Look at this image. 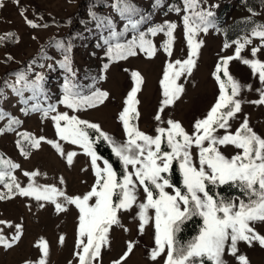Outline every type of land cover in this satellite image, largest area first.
Masks as SVG:
<instances>
[{
  "label": "rangeland",
  "instance_id": "374dc122",
  "mask_svg": "<svg viewBox=\"0 0 264 264\" xmlns=\"http://www.w3.org/2000/svg\"><path fill=\"white\" fill-rule=\"evenodd\" d=\"M114 2L19 0L17 4L15 0H4L5 6L0 7V36L15 34L12 39L0 41V157L19 165L11 172L21 187H27L30 182L40 186L54 185L67 196H83L91 189L95 183V174L90 158L79 145L59 139L51 116L60 112L78 116L82 120L99 124L101 130L113 140L124 143L127 137L118 117L123 110L126 93L132 86H136L133 72L141 74L143 83L136 94L139 118L132 122L141 131L155 136L156 128L167 127L166 122L171 119L179 121L191 134L195 121L207 115L220 95V85L213 76L214 61L219 56H234L237 47L235 42L243 43L244 37H249L251 43L242 49V59H233L228 65L230 75L242 86L237 97L241 101V111L229 121L231 128L228 131L235 132L247 117L253 131L264 138V104L252 103L259 100L260 93L257 90L263 88L264 84L259 80L258 73L254 75L252 68L242 62L243 59L264 62V46L258 37L251 35L256 25H264V0H199V6L187 12L184 0H128L135 9L134 15L130 16H122L114 7ZM177 8L180 11H176ZM22 9L27 10V19L40 27L29 26L20 14ZM199 11H210L212 16L209 17L211 26L208 30L198 31L194 37L195 41L203 42L195 57L196 66L190 74L184 73L177 80L184 90L161 113L162 120L157 121L155 116L163 100L160 81L164 71L169 63L188 58L189 47L183 17ZM136 12H144L147 17L141 26L137 25L133 29L130 20L134 22L136 17L139 20ZM249 17L256 18L251 31L242 29L243 25L240 24L237 34L225 41L223 28L236 18H243L246 22ZM166 23L176 25L171 56L163 48L168 40L165 32H157L153 36L147 30L148 27L150 29ZM141 31H146L145 36L154 45V55L149 56L137 47L135 55L124 59L111 58L109 47L115 43L127 45ZM113 33L116 35L113 36ZM59 43L63 44L62 47ZM225 44L229 46L226 48ZM253 47L260 49L255 56L252 55ZM66 56L71 68L69 73L54 66L55 58ZM30 57L37 61L32 62ZM23 64L27 65L25 75L29 81L34 80L37 74L43 76L40 91L33 93L25 89L17 94L11 87L16 83V67ZM66 79L75 84L82 95H90L99 89L106 91L108 98L96 107L78 111L69 109L60 103ZM249 85L250 88L247 87ZM228 91L230 94V88ZM49 104L55 105L56 112L50 113L48 117H44L42 111H24L33 105L47 108ZM12 120L19 123L13 124ZM23 133L36 138L44 137L45 140L39 148H32L24 140L21 135ZM216 134L222 136L225 130L217 129ZM49 140L58 141L65 153H76L70 165L66 155H60L52 144L47 143ZM196 151L193 149L194 158ZM221 151L231 157L238 150L234 146H221ZM103 160L98 161L101 167ZM32 172L39 174L35 177L25 175ZM0 192L7 193L3 184H0ZM137 197L138 202L144 200L142 189L138 190ZM235 197H242V194H233L229 199ZM57 200L64 203L62 197ZM64 206L66 211L57 212L53 202L37 201L34 197L19 194L0 200V221L6 222L0 223V234L11 239L17 232L16 225L22 226L20 239L11 248L0 245V264H38L44 258L39 247L41 240L49 246L46 264H78L75 254L79 251V210L75 205L65 203ZM138 210L134 205L131 210L119 213L120 225L111 228L108 243L102 246L99 264H113L120 260L130 241L134 244L133 251L121 264H164L163 257L156 261L150 258L151 249L155 246L154 228L149 225L143 233L138 230ZM251 226L257 233L264 235V222H255ZM61 236L64 238L62 243ZM237 248V255L246 256L250 264H264V247L259 242L254 241L251 245L238 242ZM223 258L226 264H240L237 257L227 249Z\"/></svg>",
  "mask_w": 264,
  "mask_h": 264
},
{
  "label": "snow or ice",
  "instance_id": "6c2138e0",
  "mask_svg": "<svg viewBox=\"0 0 264 264\" xmlns=\"http://www.w3.org/2000/svg\"><path fill=\"white\" fill-rule=\"evenodd\" d=\"M15 2L18 4L19 0ZM184 5L187 12L198 7L199 0H184ZM3 6H5L4 0H0V7ZM114 7L122 16L125 13L130 16L135 12L128 0H117ZM175 10L180 11L179 8ZM26 11L22 9L20 13L25 22L33 28L40 27L34 21L27 19ZM211 16L210 11H199L183 17L189 47L188 58L169 63L164 71L163 79L160 81L163 100L155 116L157 121L162 120L161 113L183 92V86L178 84L177 80L184 73L190 74L195 68V57L203 42L195 41L194 37L198 31L208 30L211 26L209 20ZM137 23L130 20L133 29H136ZM175 28L174 23H166L149 29L153 36L157 32H165L168 40L165 41L163 48L169 56L172 55ZM115 35L116 33H113V36ZM251 35L258 37L261 45L264 46V25H256ZM14 37V33H7L5 36H0V41ZM235 43L237 47L234 56L221 57L213 74L220 85L219 98L203 119L195 121L191 134L179 121L171 119L166 122L167 127L156 128L155 136L141 131L132 122L139 118V111L136 108L139 101L136 99V94L143 83L141 74L133 72L136 86L128 93L125 106L118 117L127 137L124 143L113 140L101 130L99 124L82 120L78 116H70L67 112L51 116L59 139L79 145L90 158L95 183L88 192L83 196H67L54 185L40 186L34 182H30L27 187H21L11 172L19 165L0 157V184L7 189V193L0 192V200L16 194L34 197L37 201L53 202L57 212L66 211L65 203L75 205L79 210L77 240L79 251L75 254L78 264H99L101 249L108 243L111 228L120 225L119 213L131 210L134 205L139 209L136 213L139 220L138 230L143 233L146 226L151 225L154 228L155 246L150 252L153 261L163 257L164 264H205L206 261L208 264H226L223 257L227 249L237 257L240 264H250L246 256L237 255V245L238 242L251 245L257 241L264 247V235L257 233L251 226L255 222H264V138L253 131L247 117L235 132L228 131L231 128L229 121L241 111V101L237 97L242 87L230 75L228 65L233 59H242L241 51L246 44L251 43V39L244 37L243 43L240 41ZM228 46L225 44L226 48ZM137 47L149 56L155 53L154 45L145 38V33L141 32L138 41L134 38L127 45L116 44L115 47L109 48V54L112 59H124L135 55ZM259 50L253 47L252 55L255 56ZM242 62L252 68L254 75L258 73L259 80L264 84V62L256 59H243ZM61 66L71 71L67 56ZM104 67L107 68L108 65L105 64ZM221 73L227 78L226 82L221 78ZM16 76V83L11 87L17 94H21L25 89L32 90L33 93L41 90L43 76L37 74L31 81L24 73H17ZM257 91L260 93V98L252 103L264 104V88ZM108 95L106 91L99 89L91 92L90 95H82L77 91V86L66 79L60 103L78 111L103 104ZM28 110L42 111L43 116L48 117L50 113L56 112V107L51 104L47 108L33 105L31 109H24V111ZM11 123L17 124L19 121L12 120ZM88 129L95 130L98 133L97 139H103L111 146L112 152L122 164V175L117 174L108 160H103L102 167L98 163L102 158L97 155L95 141L89 136ZM217 129H224L225 134L217 135ZM21 135L32 148H39L41 142L45 140L44 137L36 138L28 133ZM47 143L52 144L60 155H66L69 165L72 163L75 152L65 153L58 141L49 140ZM162 146H166L168 150ZM221 146H234L238 151L228 157L221 151ZM193 149L197 150L195 158ZM21 151H24L23 148ZM24 154L27 155L26 152ZM174 164L179 167L183 189L172 183L171 173ZM38 174V172L25 173L30 177ZM6 177L10 178L8 182ZM209 185L236 187L243 198L227 199L219 193H213ZM141 189L144 200L138 202L137 192ZM58 197H62L64 203L59 202ZM150 210L153 213L151 215ZM193 216H199L202 225L196 236L182 244L177 238L181 225ZM0 223L6 222L0 221ZM16 229L17 232L11 239L0 234V245L11 248L20 239L22 233L21 225H16ZM63 239L61 236V243ZM39 247L44 258L40 259L38 264H46L49 246L46 241L41 240ZM133 248V242H128L123 256L113 264H121L125 261Z\"/></svg>",
  "mask_w": 264,
  "mask_h": 264
},
{
  "label": "trees",
  "instance_id": "16d2710c",
  "mask_svg": "<svg viewBox=\"0 0 264 264\" xmlns=\"http://www.w3.org/2000/svg\"><path fill=\"white\" fill-rule=\"evenodd\" d=\"M104 2V0H103ZM115 5L117 4V0H115ZM121 7L123 5H120ZM117 9V8H116ZM127 13H125L124 15H126ZM135 14L138 15V18L136 17L135 21L138 22L137 25L141 26V24H143V22L146 20V13L144 14V12L140 13V12H136ZM134 15V14H133ZM247 19V18H246ZM134 21V22H135ZM256 21V18L253 17H249L247 19V21L245 22L243 18H236L233 21H231L230 23L227 24L226 28H223V34H224V38L225 41L232 39L237 33V27H239L240 24H242V29H246L251 31V29L254 26V22ZM156 26V25H155ZM154 28V27H152ZM147 30H149V27L147 28ZM141 32H146V31H141ZM137 33L134 38L138 41L139 39V35L140 33ZM145 38L147 40H149L146 36ZM60 45H63L62 43H59ZM117 43H115L113 45V47H115ZM110 48V47H109ZM109 48H108V52H109ZM222 56H219L215 61H214V66H213V74L216 71V65L220 62ZM29 60H31L32 62L37 61L34 57H30ZM28 60V61H29ZM56 63L54 64L55 67H60L62 68L65 72L69 73L68 69L65 67H62V63L65 61V57H57L55 58ZM69 62V60H68ZM26 68L27 65L23 64V66H18L16 67V73H26ZM214 76V75H213ZM215 77V76H214ZM221 78L225 80V82L227 81L226 77H223V74L221 73ZM219 83V82H218ZM133 86L129 89V91L126 93V97L125 100L127 99L128 93L132 90ZM264 88V85H263ZM63 90V89H62ZM63 97V95L61 96ZM219 98V97H218ZM125 102V101H124ZM125 106V103L123 105V108ZM122 108V109H123ZM88 133L89 136L92 138V140L95 141L94 147L95 150L98 154V156H100L102 159H106L109 161V163H111L113 165L114 170L117 172L118 175H122L123 174V167L121 162L119 161V159L114 155V153L112 152V149L110 147V145L104 141L103 139H97L98 137V133L93 130V129H88ZM165 149H167L166 146H162ZM171 179H172V183L178 187H181L183 189V185H182V178L180 177V171H179V167L178 165L174 164L173 166V171L171 173ZM10 180V178L6 177V182H8ZM209 187L211 188L213 193H219L221 196L229 199L233 194H238L241 195V192L238 188L236 187H232L229 185H223V186H219V187H214L209 185ZM202 225V219L199 216H193L190 220L185 221V223L183 225H181V231L178 233V240L183 244L186 243L187 241H189L194 235H196V233H198L199 228ZM205 264H208V262L206 261Z\"/></svg>",
  "mask_w": 264,
  "mask_h": 264
}]
</instances>
